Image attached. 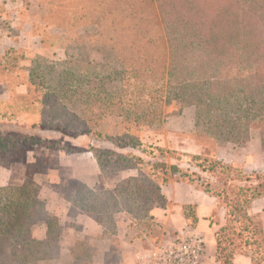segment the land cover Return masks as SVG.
I'll use <instances>...</instances> for the list:
<instances>
[{
    "label": "trees",
    "instance_id": "trees-1",
    "mask_svg": "<svg viewBox=\"0 0 264 264\" xmlns=\"http://www.w3.org/2000/svg\"><path fill=\"white\" fill-rule=\"evenodd\" d=\"M212 1L117 0V6L124 12L108 15L111 21L106 40H110V49L122 74L117 78L120 89L107 90L106 81H112L108 75L91 79L85 75L82 80L75 76L78 86L83 82L90 88L87 92L78 91V102L92 103L90 115L80 116L74 111L75 120L87 125L93 117L121 116L153 124L159 121L161 103L175 100L184 106H195V131L189 137L194 141L195 151L182 152L124 139L121 135L109 136L115 144L136 148L150 159L129 151L117 153L90 146L88 150L102 176L124 169H134L135 175L113 189L76 190L72 202L91 213L109 231L114 228L112 214L124 211L137 222L142 233L149 234L154 227L151 209L167 205L161 186L187 183L216 201L217 207L209 219L217 226L214 230L217 261L233 264V256L243 254L253 264H264L262 217L250 212L252 202L264 197V170L225 161L216 152L227 143L245 146L254 129L260 137L257 150L264 152V7L244 22L248 38L242 46L234 47L223 42L226 32L229 38L233 35L234 18L228 16V8L218 15L213 10L205 13L203 6L213 5ZM230 2L219 0L221 4ZM114 45H119L118 51ZM127 62L131 63L128 73ZM29 73L32 75L33 71ZM125 73L130 75L124 77ZM131 85L136 91L126 94L123 87ZM114 92L119 99L113 98ZM125 103L127 107L122 106ZM209 144L212 153H204ZM12 148L0 144L1 151ZM180 154L190 158V167L179 166ZM173 155L176 162L170 163L167 157ZM1 203L5 215L0 217V264H38L56 255L53 239L36 240L30 234L37 217L33 205L41 204L40 201L35 197L29 199L22 188L9 186L0 187ZM220 208L224 210L222 223L217 216ZM182 214L196 220L194 205H182ZM78 245L74 248L76 258L86 260V246Z\"/></svg>",
    "mask_w": 264,
    "mask_h": 264
},
{
    "label": "rangeland",
    "instance_id": "rangeland-1",
    "mask_svg": "<svg viewBox=\"0 0 264 264\" xmlns=\"http://www.w3.org/2000/svg\"><path fill=\"white\" fill-rule=\"evenodd\" d=\"M230 1V4H221L219 0H213V5L208 3L203 9L205 13L213 10L218 15L228 8V16L234 18L235 24L232 26L231 38L225 33L224 45L242 46L248 38L244 22L258 15L259 10L264 7V0ZM116 2L117 0H13L11 7L2 12L0 144L14 148L40 142L44 138L51 145L64 144L70 150L89 149L94 146L117 153L129 151L146 160L150 159L136 148L122 147L108 139L109 136L121 135L124 139H136L165 149L182 152L194 150V141L189 137L195 131V106H184L175 100L168 104L161 103L159 121L153 124L141 123V119L135 122L121 116L93 117L87 125L78 124L75 120L74 111L80 116H89V107L92 106L88 101L83 104L78 102V91L87 92L90 88L85 87L83 82L78 86L75 76L82 80L85 75L90 79L108 75L112 81H106L107 90L120 89L121 84L117 78L122 77V74H119L115 53L110 49V40H106L111 21L108 15L124 12ZM13 10L16 13H12ZM159 27L161 25L157 28ZM6 34L8 37H5ZM114 47L118 51L119 45ZM126 66L128 73L131 63L127 62ZM30 71H33L32 75ZM128 75L130 74H123L124 77ZM32 79H35L34 82ZM132 88V85L123 87L126 94H134L136 90ZM24 90L26 93H21ZM163 94L165 95V91ZM112 95H115L114 99H119L115 92ZM122 106L127 107L126 103ZM198 135L202 137L204 133L198 132ZM259 138V131L251 130L250 139L245 146L227 143L216 149L217 156L240 165L243 157L248 155L251 167L263 171L264 152L257 150L260 145ZM207 146L203 152L211 154L212 144ZM181 154L177 159L179 166L190 167V158ZM3 156L0 152V161ZM167 160L170 163L176 162V156H168ZM132 171L135 173L134 169ZM115 173L117 172L104 174L103 178ZM14 187L22 188L29 199L34 197L36 187L30 182ZM67 187L70 193L81 190L74 183H69ZM1 205L3 203L0 204V217L5 215ZM33 207L35 216L42 212L41 204L36 203ZM160 233L159 228L151 227V235Z\"/></svg>",
    "mask_w": 264,
    "mask_h": 264
},
{
    "label": "crops",
    "instance_id": "crops-1",
    "mask_svg": "<svg viewBox=\"0 0 264 264\" xmlns=\"http://www.w3.org/2000/svg\"><path fill=\"white\" fill-rule=\"evenodd\" d=\"M12 1L0 0V15L11 7ZM21 93H26V90ZM0 152L4 155L0 161V187L32 183L36 187L34 197L40 201L42 212L31 224V237L55 241L56 255L38 264H136L141 249L191 231L204 236L205 264H221L216 259L214 230L217 226L211 224L209 219L217 207L216 201L192 185L173 182L161 186L160 191L166 197L167 205L156 206L150 211L160 234L154 236L142 233L137 222L124 211L112 214L114 228L109 231L91 213L73 204L75 193H70L67 185L74 183L82 189L92 190L100 187L113 189L124 179L135 175L132 169H124L103 178L96 159L88 149L70 150L64 144L54 147L44 138L40 142ZM242 163L251 165L250 158L245 155ZM182 205H194L195 221L183 216ZM250 212L253 216L262 217L264 230V197L252 202ZM217 216L222 223V208L218 210ZM78 244L86 246V260L78 261L76 258L74 248ZM232 262L253 264L250 257L243 254L234 255Z\"/></svg>",
    "mask_w": 264,
    "mask_h": 264
},
{
    "label": "built area",
    "instance_id": "built-area-1",
    "mask_svg": "<svg viewBox=\"0 0 264 264\" xmlns=\"http://www.w3.org/2000/svg\"><path fill=\"white\" fill-rule=\"evenodd\" d=\"M205 247L203 235L191 231L141 249L136 264H204Z\"/></svg>",
    "mask_w": 264,
    "mask_h": 264
}]
</instances>
